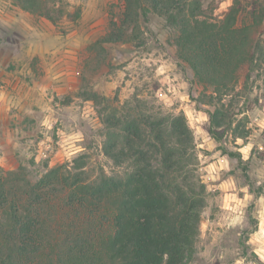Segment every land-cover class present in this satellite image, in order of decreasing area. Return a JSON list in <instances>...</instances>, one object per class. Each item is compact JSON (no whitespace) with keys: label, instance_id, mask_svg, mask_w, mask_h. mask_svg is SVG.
I'll return each mask as SVG.
<instances>
[{"label":"rangeland","instance_id":"rangeland-1","mask_svg":"<svg viewBox=\"0 0 264 264\" xmlns=\"http://www.w3.org/2000/svg\"><path fill=\"white\" fill-rule=\"evenodd\" d=\"M213 2V17L221 18L232 0ZM36 5L57 24L19 0H0V176L22 166L34 181L74 159L88 178L117 173L101 152L99 109L136 100L143 111L182 114L205 188L200 232L184 264H264V64L248 82L247 70L240 72L219 104L177 59L175 31L162 17H141L122 41L110 42L120 0ZM215 105L224 114L214 128L220 141L209 134Z\"/></svg>","mask_w":264,"mask_h":264},{"label":"trees","instance_id":"trees-1","mask_svg":"<svg viewBox=\"0 0 264 264\" xmlns=\"http://www.w3.org/2000/svg\"><path fill=\"white\" fill-rule=\"evenodd\" d=\"M120 1L108 41H122L141 17H162L175 31L177 59L219 104L240 72L248 82L264 64L261 0H232L221 18L213 0ZM19 2L57 24L36 0ZM214 108L209 134L220 141L214 128L224 114ZM98 112L101 152L118 172L88 178L74 159L34 181L22 166L0 176V264H184L193 254L205 188L185 117L143 111L136 100Z\"/></svg>","mask_w":264,"mask_h":264}]
</instances>
